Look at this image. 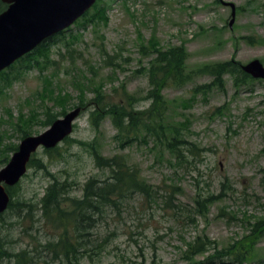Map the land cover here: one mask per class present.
Wrapping results in <instances>:
<instances>
[{"label":"rangeland","instance_id":"rangeland-1","mask_svg":"<svg viewBox=\"0 0 264 264\" xmlns=\"http://www.w3.org/2000/svg\"><path fill=\"white\" fill-rule=\"evenodd\" d=\"M223 1L236 6L231 29L230 9L216 0H97L85 17L48 41L49 64L42 66L36 54L40 67L23 71L20 63L14 65L10 76L17 77L0 91V160H9V147L22 140L19 116H37L27 130L38 135L46 129L41 125L46 108L62 118L63 110L67 114L88 102L93 89L101 88L108 103H123L138 113L150 110L151 101L145 98L151 56H143L141 46L147 48L151 40L161 50L183 47L187 70L231 59L241 65L257 59L264 66V0ZM250 38L259 44H249ZM210 81L197 77L162 91L166 120L182 123L183 138L198 148L194 155L182 151L184 158L177 160L142 131L136 141L121 147L111 119L94 128L92 109L82 107L71 143H60L52 154L38 149L35 155L48 172L71 184V198L82 197L89 179L102 181L109 175L79 143H94L105 158L123 157L149 187V196L132 192L94 215L89 230L93 245L79 264H190L186 250L198 236L220 250L246 241L254 223L264 219V82L235 88L225 77L222 89L195 93L196 86ZM78 89L85 91L84 97ZM59 95L60 105L54 100ZM128 98L133 107L127 106ZM51 183V177L34 168L20 180L14 197L31 210L2 215L0 239L7 252L18 255L3 264H66L47 247L64 236L73 240L72 221L62 218L58 228L39 210ZM207 195L220 197L200 214L195 201ZM243 264H264V240L252 245Z\"/></svg>","mask_w":264,"mask_h":264},{"label":"trees","instance_id":"trees-1","mask_svg":"<svg viewBox=\"0 0 264 264\" xmlns=\"http://www.w3.org/2000/svg\"><path fill=\"white\" fill-rule=\"evenodd\" d=\"M216 2L219 3L217 0ZM5 7L6 6L0 1V12L3 11ZM89 11H87L83 17H85ZM247 42L249 44H259V41L254 38L247 39ZM47 46L48 41L40 45L33 52L25 55L8 69L2 71L0 73V91L1 87L9 85L8 83L13 77L10 76V73L17 63L21 64L20 68L22 66V68H24L23 71L40 67L39 61L34 58V56L38 54L43 60L41 62L42 66L49 64ZM141 53L146 57L151 56L147 70L149 90L145 98L151 101L150 110L138 113L126 109L123 103H108L104 98L101 88L93 89V97L85 104H79V107H82L84 110L86 108L92 109L89 118L94 128H98L100 121L104 118L109 117L111 119L112 126L116 132L114 138L120 143L121 147H127L136 141L139 133L142 131L145 136L154 140V145L166 149L174 155L177 160L184 158V153L182 151L194 155L198 152V148L183 138L182 123H169L166 120L167 107L166 101L162 96L164 88L168 86L183 87L194 81L197 77H208L211 79L209 83L194 88L195 93L202 92L204 94L207 92L208 94L212 89L211 87L222 89L225 77L231 79L235 88L245 85L248 81H254L241 71V64L234 59L213 64H204L193 70H187L185 65L187 54L183 47H171L166 50H161L158 48L157 43L151 40L147 48L146 46H141ZM16 77L17 75L12 79ZM78 92L84 97V90L78 89ZM64 96L68 98L67 95ZM58 97H60V95L54 97L57 103L60 100ZM50 99L52 100V97ZM63 104H61V106ZM127 106H134V102L131 98H128ZM65 113L66 111L63 110L60 114L64 116ZM34 119H37V116L33 113L26 117L19 116L17 126L19 132L22 134L21 139L31 136L32 133L28 131L27 128L30 127ZM56 119L57 115L53 114L48 107L45 109V112H43V121H41V125L47 128ZM63 142L68 144L72 141L67 137ZM79 145L84 146L88 150L97 168L109 172L105 180L99 181L96 179H89L84 184L82 188V197L79 199L68 196L71 184L67 181H58L56 177L48 172L45 163L40 158H37L35 154L31 157L27 165L28 168L44 171L47 176L52 178V183L45 189L40 199L39 210L41 211L42 217L52 220L51 222L58 228L63 225L61 222L62 218L72 221L74 231L73 240L64 236L60 238L57 243L49 244L47 247L54 257L65 260L66 264H79V262L85 258L84 255L89 252V247L93 245L90 239L91 233L89 232L92 227L91 223L95 221L94 215L102 214V207L109 205L117 206L119 202L123 201L132 192H138L146 196L150 195L149 187L140 181L138 171L133 167H129L123 157L115 156L112 158H105L99 154L94 143H79ZM55 149L56 148L44 150V152L46 154H52L55 152ZM16 150L17 145H13L8 149L11 154ZM8 161V157H2L0 164L2 163V165L5 166ZM18 187L19 183L12 188H6V192L10 197L7 211L13 210L16 214L21 210H31L30 204H27L24 200L15 199V190H17ZM219 197L220 196L215 195L199 197L195 203L203 210L200 214L206 212L207 206L213 204ZM64 206H68L70 211H64ZM1 217L2 216H0V219ZM244 239L247 240L240 241L239 243L237 241L236 243L218 250L215 243L204 236H198L195 241L187 247L186 254L188 261L190 264H227V261L229 264H243L248 256L251 255L252 245L260 239L264 240V219L256 221ZM210 251H213V253L204 256ZM97 254L99 253L96 252L95 255ZM13 256L15 255H11L4 249V244L0 239V264H3ZM196 256L204 257L196 261L194 259Z\"/></svg>","mask_w":264,"mask_h":264},{"label":"water","instance_id":"water-1","mask_svg":"<svg viewBox=\"0 0 264 264\" xmlns=\"http://www.w3.org/2000/svg\"><path fill=\"white\" fill-rule=\"evenodd\" d=\"M231 11L229 28L236 16L233 3L219 0ZM7 8L0 13V73L46 40L63 32L81 18L96 0H1ZM244 74L264 81V66L255 59L241 65ZM81 113L79 107L55 120L45 131L27 136L18 144L8 163L0 170V216L7 210L10 197L6 188L17 185L27 172V165L38 149L51 150L73 132Z\"/></svg>","mask_w":264,"mask_h":264},{"label":"flooded vegetation","instance_id":"flooded-vegetation-1","mask_svg":"<svg viewBox=\"0 0 264 264\" xmlns=\"http://www.w3.org/2000/svg\"><path fill=\"white\" fill-rule=\"evenodd\" d=\"M5 6H6L5 9H6V8H7V5H5ZM5 9H4V10H5Z\"/></svg>","mask_w":264,"mask_h":264}]
</instances>
